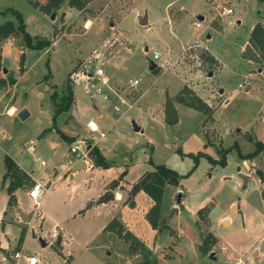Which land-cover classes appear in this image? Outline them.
Masks as SVG:
<instances>
[{
    "label": "rangeland",
    "instance_id": "rangeland-1",
    "mask_svg": "<svg viewBox=\"0 0 264 264\" xmlns=\"http://www.w3.org/2000/svg\"><path fill=\"white\" fill-rule=\"evenodd\" d=\"M33 1L46 0H0V10L10 7L20 12L32 41L44 38L50 42L39 50L28 49L17 33L9 37L10 43H0V66L6 70H0V77L15 80L0 88V175L6 154L31 170L34 179L48 185L53 204L49 207L50 201H44L41 205L40 198V208L48 213L42 232L48 230L53 219L67 237L57 235L52 246L40 248L36 236L26 243L27 252L40 259V264H141L146 254L152 264H264V151L244 158L245 166L237 154L252 152L256 141L264 144V86L252 83L247 94L236 89L239 75L256 69L255 64L241 59L239 49L250 26L264 12V1L88 0L77 10L63 0L49 13L32 7ZM221 6L230 7L232 14H219ZM135 10L138 17L134 16ZM141 16L147 17L148 25L140 23ZM5 19L16 25L11 14L0 16V23ZM194 20L200 23L196 31L191 26ZM194 38L218 58L219 68L204 61L196 68L179 56L181 48ZM153 51L159 53L158 60L151 59ZM118 53V59L114 58V62H120L118 66H104L113 59L110 55ZM95 54H101L104 75L112 74L108 84L114 92L126 88L129 79L139 80L127 95L140 97L138 104L123 115L112 108L97 109L88 97L91 92L86 94L82 84H73L69 77L70 72L90 64ZM150 62L159 68L155 74L148 69ZM66 85L73 99L69 109L75 105V94L89 105L93 117L99 111L97 132L90 133L87 128L86 120L91 115L76 119L69 109L52 124L51 93L58 102L66 94ZM182 86L207 100L204 102L212 110L205 114L174 102L177 118L167 122L163 114L165 96L174 101ZM218 89L223 91L219 95ZM21 109L27 111L24 119L17 117ZM99 131L104 132L99 145L109 164L75 178L80 183L93 176L99 198L90 196L82 206L84 211L70 213L68 190L52 174L53 169L60 173L61 166L71 161L67 154L70 142L62 141L59 132L73 134L75 139L98 136ZM233 142L236 148L231 147ZM28 146L32 147L31 153ZM224 148L228 149L225 164L211 165L206 156L218 158L217 151ZM198 152L204 154L193 160ZM40 160L46 163L44 167ZM153 164H164L179 176L175 185L163 188L158 221L159 225L165 224L162 228H152L145 218L151 199L141 190L130 192ZM239 173L248 177L245 185ZM3 184L0 181V194ZM103 187L111 192L120 190L121 201L112 198L101 205L98 200ZM203 206L207 210L197 215ZM221 217L228 218V224H222ZM112 218L144 249L132 251L129 240L102 231ZM207 234L215 239L202 254L197 246Z\"/></svg>",
    "mask_w": 264,
    "mask_h": 264
},
{
    "label": "trees",
    "instance_id": "trees-1",
    "mask_svg": "<svg viewBox=\"0 0 264 264\" xmlns=\"http://www.w3.org/2000/svg\"><path fill=\"white\" fill-rule=\"evenodd\" d=\"M63 0H46L44 3H39L37 1L30 2V5L34 8H37L42 13H49L52 9L56 8L60 2ZM88 0H67V5L69 7L75 8L77 10L82 9L85 6V3ZM259 2H263L264 0H258ZM7 13L11 14L12 17L16 20V25L11 19H5L0 23V42L6 38L13 37L19 33L21 35V40L24 42L25 47L32 50H39L44 47H47L50 42L44 38H37L32 41V36L24 28V23L22 19V15L19 11L6 7L3 10H0V15L4 16ZM259 12L257 11V14ZM247 47L243 51V56L249 58L251 60H263L264 61V17L261 20L256 21L251 27L248 33L247 39ZM202 59L205 63H207L210 67L216 66V62L214 58L208 54L203 53ZM1 59V56H0ZM216 64V65H215ZM47 65V64H46ZM0 66V70H1ZM15 83L13 77L8 76L7 78L0 77V88L9 84L12 85ZM66 94H62L58 102L54 100V93H51L52 100L54 101V110L51 116L52 124L56 117L66 111L69 105L72 102V94L69 85L65 86ZM174 101L181 103L187 107H190L194 110L201 111L205 114L210 113V107L201 100L200 97L191 92L187 87L182 86L175 94ZM60 137L67 141L71 142L74 140L72 136H66L59 132ZM255 148L252 152L241 155L239 151H237L238 157L244 159L246 157H252L257 154L259 151H264V144L259 141L254 142ZM231 147H237L233 142ZM228 149H219L217 153L219 154L218 158L212 159L209 156H206L207 160L211 165H224L225 164V154ZM237 150V149H236ZM204 153L198 152L195 154L193 160L196 159L197 156L203 155ZM90 159L94 166H102L105 167L107 165L104 157L99 152L97 147H93L90 151ZM4 172L1 177V183L7 180V184L5 186V191L7 194L6 205L12 206L15 203V198L13 195V191L18 187H25L26 189L33 184V180L10 158L8 155L4 154L2 157ZM258 176L261 177V174L258 173ZM179 176L176 172L167 167L164 164H153V169L150 171L143 172L137 181L131 186L130 192L133 194L137 190L143 191L150 199L151 205L145 212V218L149 225L152 228H162L165 227L164 223L158 224L159 221V211H160V200L163 192L164 185H175L177 183V179ZM207 207L203 206L196 211L197 215H200L202 211H206ZM116 228V230H114ZM102 231H110L117 233L119 237H123L130 241L129 249L132 251L135 248L139 250H143L141 242L131 233L129 230H122L121 223L115 218L110 219L106 225L102 228ZM214 236L211 234H207L205 237L201 238V242L198 244V250L204 254L208 251L209 246L214 241ZM21 241V235H19L18 243ZM133 246V247H132ZM141 264H152L151 259L146 254L144 261Z\"/></svg>",
    "mask_w": 264,
    "mask_h": 264
},
{
    "label": "crops",
    "instance_id": "crops-1",
    "mask_svg": "<svg viewBox=\"0 0 264 264\" xmlns=\"http://www.w3.org/2000/svg\"><path fill=\"white\" fill-rule=\"evenodd\" d=\"M258 14H260V13H258ZM224 15H226V14H224ZM134 16L135 17L139 16L137 14L136 10H135ZM263 16H264V12H262L259 15V17H257L256 21L261 20L263 18ZM198 18L202 19L203 17L202 16H198ZM139 19H140L139 21L145 20V25H148L147 17H145V16L142 17L141 16V17H139ZM253 24L250 26V28H249V30L247 32V35H246V39L244 40V42L242 43V45H241V47L239 49V55H240L241 59L244 60V62H246V63L248 62L247 64H255L256 65V69H254V70L250 69V70L247 71L246 74H244V75L240 74L239 75V79H238L237 84L241 81L242 78H245L246 79V84L244 86L245 90L244 89H237V88L236 89L242 91V93H244V94L249 93L248 90L251 87L252 83H257V84H261V85L264 86V69H262V68H264V61L263 60H251V59L246 58V57L243 56V51L247 47V44H248L247 43L248 33H249L251 27L253 26ZM206 37H208V35ZM4 41L10 43L9 42V38L4 39ZM4 41H1V42H4ZM11 48H12V46L8 47V49H11ZM2 54H3V50H2V47H1V52H0L1 58H2ZM209 54L214 58L215 62L217 63L216 66L219 68L220 67V62H219L218 58L215 55H212L211 53H209ZM118 55H119V53L116 54V56H115V54H114V56L110 55L109 59H112V58L113 59L110 60V61H108V59H107L108 62H104V66L106 64H109V63H111V66H114V65L118 66L120 64V62H119V64L114 62L115 59H118L117 58V57H119ZM0 61H1V59H0ZM102 69H103V67H102ZM196 71H199V69H197ZM211 75H212V73H211ZM105 76H106L105 83H106L107 87L103 88V92H102V95L105 96V98L103 99L101 96H97V97H95L93 99L94 96L93 97L88 96V97H90L92 99V101H93L95 107H97V109H103L104 110V109L112 108L115 112H117V113L119 112L120 113L119 115H123V113H125L129 108H131L132 105H137L138 104L137 101L139 100L140 97H138L136 99L135 98L132 99V98L127 96V95H130V91L135 89L134 87L129 89L126 86V88H124V87L121 88V90H120L121 92L120 93L114 92L111 89V87L109 86V84H108L109 80L112 81V77H113L112 74L110 73V74L105 75ZM236 87H237V85H236ZM73 89H74V86H73ZM179 89H180V87L178 88V90ZM219 90H221V89H218V91H217L218 95H219V93L221 94L223 92L222 90L221 91H219ZM73 94H74V90H73ZM74 99H75V105L74 106L72 105L70 107V109L68 108L69 109L68 111H69L70 115L73 118L81 119L82 115L84 117L87 116V115H91L92 111H90L89 105L86 102H81L77 98V96L75 94H74ZM171 101H172V104L174 102H176V101H173V99ZM204 101H206V103H207V100H204ZM176 103H178V102H176ZM173 106H174V104H173ZM114 108H116V109H114ZM12 109H14V107H12ZM112 109H111V112L113 111ZM174 109H175V107H174ZM16 112H17V110H16ZM175 112H176V110H175ZM96 115L97 116L99 115V111L98 110L96 111ZM91 116L92 117L88 118L86 120V122H92L97 127V129H99L100 122H99L98 118H96L97 116L96 117H93V115H91ZM176 117H177V114H176ZM137 130H138V128H137ZM137 130L134 129V131H137ZM101 132H103V131H101ZM63 134L66 135V136L73 135V134H70V133H66L65 134V132H63ZM102 138H99L96 141V147L100 150L99 151L100 153H101V146L99 145V141ZM75 139H77V138H75ZM60 140H62V139H60ZM62 141H64V140H62ZM219 141H221V139H219ZM47 142L49 143V141H47ZM211 143H213V142H211ZM54 144H55V146H57V142H54ZM27 151L29 153H31L33 151L32 147L28 146L27 147ZM13 161L32 180H37V179H34L31 170H29L26 167H24V165L19 163L17 160L16 161L13 160ZM241 161H242V163H244V166H245L244 159H241ZM75 163L76 162H73V163L66 162V163H64L61 166L62 170L60 171V173H58L56 169H53L52 170V174H53L55 180H59L61 182L60 184L66 190H68V195H67L68 198L67 199L69 201L68 207L71 210L70 213L80 214L81 211L85 210V208L82 209V206L87 201L86 199L89 198L90 196H97L98 197L100 194H97L96 193L97 189H94V182L93 181H94L95 178L93 176H89L87 179H82V181L80 183H78V181L75 178H76L77 175H80L81 173H85V172L92 173L93 171L98 170L99 167L98 166L95 167L92 164V162H90V163L86 164V166L84 168H78V169L72 170V168L75 165ZM108 164L109 163H107V165ZM45 165H46V163H45ZM44 166H42V167H44ZM3 172H4V168L2 167V173L0 175L1 177H2ZM64 174H66V175H64ZM1 177H0V181H1ZM261 178H262V175H261ZM247 180H248V177H247ZM247 180H246V182H247ZM246 182H245V184H246ZM6 184H7V180L4 181V184L2 186L4 191H3V193L0 194V257L2 255H7V254L9 255V254H11L13 252H18L17 264H27L25 256L28 255V254H31V253L27 252L28 249L26 247V243H28L31 240L34 241L36 239V236H37V240L39 238H41L42 241H43V244H44V245H41L40 242H39L40 248H42V247L44 248V246H47V245L52 246L54 241L53 240H49L48 238L47 239H43L44 238L43 236L47 237V233L50 232L53 229V227L58 231V237L66 238L67 237L66 236V232H64L62 230V228L59 226L58 222L53 220V219H51V224H50V227L48 228V230L46 232H44V231L42 232V228H41L42 227V222H43L44 219H48V215H47L48 213L46 211H44V208L41 207L40 210H41V213H42V218L40 220L33 218L32 214L30 213V208H31L30 207V202H29L30 200L27 197L26 188L25 187H18V188H16L13 191V195H14V198H15V203L12 206H8L7 207V205H6L7 194H6V191L4 189ZM80 187H82L83 190H81V193H78V190H79ZM49 189L43 194V196L41 198V205H42V203L44 201L45 202L46 201L47 202L50 201V203H49V207H50L53 204V201H52L53 197L52 198L49 197V194H50ZM105 191H106V189H105V187H103V192H105ZM87 193H88V195H86L85 197L82 196V194H87ZM112 194H113V198H114L113 200L114 201H116V200L117 201H121L120 199H121V197H123V195L120 193V190L112 191ZM68 201H66V204L68 203ZM98 202L101 205H106V203L108 201L104 202V201H102V199H99ZM231 205H230V208H231ZM224 219H225V221L228 224L229 219L226 218V217H221L220 218V222H222ZM104 226H105V224H104ZM11 228L15 229L14 233H12ZM39 232H42V234L39 233ZM19 235H21V241L18 243ZM39 235L42 236V237H39ZM99 246H100V248H102L103 245H99ZM127 261L130 262L129 258H127ZM40 263H41V261H40V259H38L37 264H40ZM130 263L132 264V262H130Z\"/></svg>",
    "mask_w": 264,
    "mask_h": 264
},
{
    "label": "built area",
    "instance_id": "built-area-1",
    "mask_svg": "<svg viewBox=\"0 0 264 264\" xmlns=\"http://www.w3.org/2000/svg\"><path fill=\"white\" fill-rule=\"evenodd\" d=\"M231 13L232 9L230 7L221 6L219 8V14L227 15ZM191 24L193 30L195 31L200 28V23L197 20H194ZM203 53H208L207 47L203 45L197 38H194L193 41L182 47L179 56H182L189 63H192V65L198 68L201 66V62H203L201 56ZM100 55L101 54L93 55L89 60L90 64L81 67L79 66L80 68H77L76 71L70 72L69 77L72 80L73 84H82V88L86 94L91 92L90 95L88 94L90 97H93L94 94L96 96H101L104 99L105 96L102 95V92L103 88L107 87V85L105 83L104 70L101 68ZM151 59L158 60L159 53L153 51ZM138 81V78L129 79L127 88L130 89L135 87V85L139 83ZM245 84L246 79L242 78L241 81L237 84V89H244ZM87 128L90 133L98 131L97 127L92 122H87ZM103 136L104 133L99 131L98 136L90 135L88 137H81L71 141L67 149V154L70 155V162L73 163L77 161H83L84 165L86 166V164L91 161V149L93 147H96V141ZM39 164L41 166H44L45 162L43 160H40ZM48 187V185L43 184L38 180H33V184L26 189L27 196L31 200L30 213L35 219L40 220L42 218V213L40 210V198L47 191ZM57 235L58 231L53 227V229L47 233V237L43 236V239L48 238L49 240H53L57 237ZM39 237L42 236L39 235ZM17 257L18 252H13L9 255H2L0 257V264H17ZM25 259L27 261V264H37L38 262V258L31 254L26 255Z\"/></svg>",
    "mask_w": 264,
    "mask_h": 264
},
{
    "label": "water",
    "instance_id": "water-1",
    "mask_svg": "<svg viewBox=\"0 0 264 264\" xmlns=\"http://www.w3.org/2000/svg\"><path fill=\"white\" fill-rule=\"evenodd\" d=\"M50 18H53V15H50ZM140 23H142V24L145 23V20H141ZM144 49L147 50L146 47ZM10 51L13 52L14 49L11 48ZM148 69L152 72V74H155L159 68L153 62H150ZM2 71L5 72L6 71L5 68H3ZM209 74L210 73H208V75ZM219 91H221V90H219ZM163 114H164V118L167 122H174L177 118L174 106L172 104V101L170 100V98L167 95L165 96ZM26 116H27V111L25 109H21L17 112V117L19 119H24ZM135 130H137L136 127H135ZM84 167H85V165H84L83 161H77L75 163V165L73 166L72 170H75L78 168H84ZM238 176L242 179L243 184H245V182L247 180V176L240 174V173L238 174ZM112 198H113V194L110 190H106L101 197L102 201H107V200L112 199ZM176 200L179 201L178 196H177ZM173 210L175 211L176 208L174 207ZM225 223L227 224V222L225 220H223L222 224H225ZM38 240H39L41 245H44L41 238H39ZM209 256H211V254Z\"/></svg>",
    "mask_w": 264,
    "mask_h": 264
},
{
    "label": "bare ground",
    "instance_id": "bare-ground-1",
    "mask_svg": "<svg viewBox=\"0 0 264 264\" xmlns=\"http://www.w3.org/2000/svg\"><path fill=\"white\" fill-rule=\"evenodd\" d=\"M88 24V23H87ZM11 112L13 111V109L10 110Z\"/></svg>",
    "mask_w": 264,
    "mask_h": 264
}]
</instances>
